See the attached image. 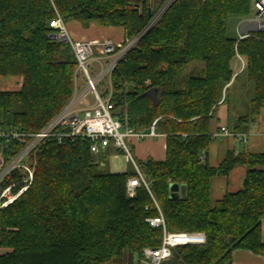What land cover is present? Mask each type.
<instances>
[{"label": "trees", "instance_id": "16d2710c", "mask_svg": "<svg viewBox=\"0 0 264 264\" xmlns=\"http://www.w3.org/2000/svg\"><path fill=\"white\" fill-rule=\"evenodd\" d=\"M254 2L176 0L147 30L157 12L149 0H0L4 129L40 131L83 78L70 45L51 38L59 14L65 23L124 28L129 39L146 31L112 75L115 115L136 132L157 121L166 136L164 161L138 162L148 188L132 197L127 182L137 172L133 165L123 174L107 169L108 156L122 154L112 144L98 159L89 141L48 142L31 187L0 209V248L10 250L0 264H110L160 247L164 230L207 237L204 245L175 248L171 262L233 264L236 250L264 255V154L229 153L216 168L208 162L213 124L231 91L240 87L238 97L249 103L245 115L229 118L232 133L247 134L264 111V32L244 39L227 32L229 20L250 15ZM239 57L244 67L236 70ZM237 165L247 168L242 189L213 206L210 180ZM20 178L16 172L8 183ZM172 184L186 186L185 198L171 199ZM160 212L164 226L147 222Z\"/></svg>", "mask_w": 264, "mask_h": 264}, {"label": "built area", "instance_id": "2783aa9c", "mask_svg": "<svg viewBox=\"0 0 264 264\" xmlns=\"http://www.w3.org/2000/svg\"><path fill=\"white\" fill-rule=\"evenodd\" d=\"M176 0H167L156 12L147 30L152 28ZM254 16L241 26L244 30L259 29L264 32V0H255ZM54 30L51 38L69 44L77 63L76 73L83 76L85 86L77 87L72 97L60 112L40 131L24 132L17 128L4 129L0 122V209L6 208L18 200L32 185L37 167L38 154L48 142L66 144L77 140L89 141L91 151L99 154L112 144L122 152L126 161L131 163L137 176L127 182V193L130 197L137 189L148 183L141 173L132 154V141H145L157 138L155 121L148 131L136 132L127 123H123L115 115L116 106L113 102L114 88L112 75L119 64L125 61L129 52L137 45L145 32L134 38L116 43L111 40L81 41L74 40L70 35L66 23L57 14L51 21ZM252 33L242 34L240 39ZM244 67V65H243ZM242 67V68H243ZM107 83L108 94L103 97L100 86ZM230 135L227 128L222 127L214 137ZM19 145L20 149L12 146ZM18 172L20 180L8 183L11 176ZM19 188L17 191L16 189ZM16 191V192H15ZM159 209L158 205H156ZM148 209V208H147ZM152 226H164V218L147 219ZM207 242V237L201 232L170 233L164 230L163 241L158 248H146L139 256V264H185L171 262L173 250L182 246H200Z\"/></svg>", "mask_w": 264, "mask_h": 264}, {"label": "crops", "instance_id": "0c3cea01", "mask_svg": "<svg viewBox=\"0 0 264 264\" xmlns=\"http://www.w3.org/2000/svg\"><path fill=\"white\" fill-rule=\"evenodd\" d=\"M161 4L162 0H154L152 5L150 4V6L155 7L156 5ZM153 7L151 8L153 9ZM66 25L70 32V35L74 40H111L113 42L119 43L124 41L125 39H129L126 36L124 28H105L98 23H90L88 26H84L76 21L68 22L66 23ZM242 34L243 33L241 28L240 36ZM240 36L238 39H240ZM242 65H244V61L240 57L238 61H235L233 63V67L236 70L242 69ZM6 88L7 85L5 84V82L0 81V90ZM229 118L231 120H234L237 118V115H232L229 106H227L226 104H222L217 112V117L213 124L212 132L213 134L219 133L220 129L222 127H225L229 130L230 135H221L214 137V140L211 142L208 149V162L209 165L213 168L218 167L226 159L229 153L238 155L242 152L248 151L252 154H264V111L254 123L250 124V130L247 134L232 133L228 127ZM158 135L159 136L154 139H148L145 141L133 140L131 142L132 154L137 164L138 162H146L148 160L159 162L165 160L166 136L162 134ZM157 139H159V141ZM122 157L124 159V163L131 168L132 164L127 162L123 155ZM129 169L126 168L121 172H115L110 169L109 171L112 174H123L126 173ZM246 174L247 168L243 165H237L232 169L228 176L213 177L210 180L211 204L214 206L228 193H235L240 191L242 189V184L246 177ZM261 231L262 239L264 242V218L262 220ZM232 261L233 264H264V255L255 254L249 250H236L232 254Z\"/></svg>", "mask_w": 264, "mask_h": 264}, {"label": "rangeland", "instance_id": "374dc122", "mask_svg": "<svg viewBox=\"0 0 264 264\" xmlns=\"http://www.w3.org/2000/svg\"><path fill=\"white\" fill-rule=\"evenodd\" d=\"M153 1L154 0H149V2H151L150 3L151 5H152ZM252 6H253L252 7L253 9H252V12L250 15H247V16L240 18V19L231 18L229 20L228 27H227V32H228L229 36H231L232 38H239V36L241 34L242 24L254 16V12H255L254 4ZM151 7H153V6H151ZM159 7H160V5H156L155 7H153V9L158 10ZM253 33H255V32H253ZM242 67H243V65H242ZM105 82L106 81H104V84H102L100 86V91H102L100 93L103 95H105L108 92V86H107V83H105ZM6 85H8V84H6ZM84 86H85L84 78L78 77L77 87L79 89H82ZM239 88L240 87H237L235 90L231 91V94H230V98H231L230 106L231 107L229 106V109H230V112L232 113V115H237V114L245 115L249 110L248 101H246L244 98L240 99L238 97L239 92H237V91L239 90ZM157 140L159 141V139H157ZM157 140H156V142H157ZM1 150H2V148H0V152H1ZM96 156L99 159L101 157V154L99 153ZM126 168L129 169L130 167L124 163V159H123L122 155L112 154V155L108 156V159H107V169L108 170L110 169V170L115 171V172H121V171L125 170ZM8 252H10V250L0 248V255L8 253ZM138 261H139V256L135 255V254H131L129 252L123 260L113 261L110 264H139Z\"/></svg>", "mask_w": 264, "mask_h": 264}, {"label": "water", "instance_id": "95a60500", "mask_svg": "<svg viewBox=\"0 0 264 264\" xmlns=\"http://www.w3.org/2000/svg\"><path fill=\"white\" fill-rule=\"evenodd\" d=\"M259 33V32H262L261 30L259 29H252V30H244L242 29V33L243 34H248V33ZM1 164V163H0ZM170 193H171V199H174V198H179V197H182V198H185L186 196V186L184 185H177V184H172L170 186Z\"/></svg>", "mask_w": 264, "mask_h": 264}]
</instances>
